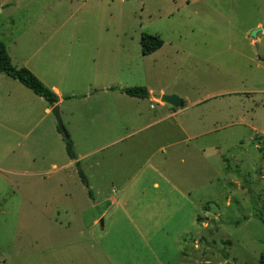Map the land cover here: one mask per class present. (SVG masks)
Returning a JSON list of instances; mask_svg holds the SVG:
<instances>
[{
	"label": "rangeland",
	"instance_id": "1",
	"mask_svg": "<svg viewBox=\"0 0 264 264\" xmlns=\"http://www.w3.org/2000/svg\"><path fill=\"white\" fill-rule=\"evenodd\" d=\"M9 1L0 25L28 26L14 61L27 59L60 88L58 115L67 135L81 128L73 150L84 155L78 165L93 193L74 163L65 166L53 112L52 124H24V138L0 146V163L10 169L0 171V264H259L264 0ZM29 26H41L40 34L31 36ZM45 26L51 48L34 50ZM141 33L158 36L161 46L142 55ZM103 84L144 86L155 98L173 91L180 111L157 124L213 130L188 146L157 149L145 139V151L134 155L132 142L149 130L111 142L106 124L123 120L127 97L101 91ZM130 105L146 116L159 108L142 99Z\"/></svg>",
	"mask_w": 264,
	"mask_h": 264
},
{
	"label": "crops",
	"instance_id": "2",
	"mask_svg": "<svg viewBox=\"0 0 264 264\" xmlns=\"http://www.w3.org/2000/svg\"><path fill=\"white\" fill-rule=\"evenodd\" d=\"M18 1V0H16ZM34 0H24V2H31ZM9 0H0V13H2L3 8H7L10 4ZM16 3V2H15ZM14 3V6H15ZM17 5V4H16ZM35 13L30 18L35 17ZM37 17V16H36ZM38 18V17H37ZM36 18V19H37ZM9 22V19H7ZM31 28V26H29ZM28 26H17V25H9L5 23V25H0V41L3 43L6 53L9 57L10 64L14 68L21 67L18 64L15 63L14 58L17 57L19 54V49L27 46L26 42L21 40L24 39L27 36L26 30ZM31 36L35 37V33L37 35L40 34V30L42 29L41 26H33ZM50 31L51 28L44 27V33H47V35H44V39L41 43L35 44L33 43L34 50H37V48H41L42 46L48 47V49L51 48L50 43ZM30 37V36H29ZM23 46V47H22ZM38 46V47H37ZM157 50V49H156ZM155 51V50H154ZM153 51V52H154ZM152 53V52H151ZM100 51L98 50V55H100ZM95 61V58L92 59ZM14 62V63H13ZM27 62V59L24 58L23 64ZM27 69L36 76L47 88H49L52 92H54L57 96V101L53 104H48L41 96H38L34 94L30 89L19 83L17 80L12 79L8 76H6L4 73L0 72V146L8 145L13 142V139L16 137L24 138L25 134H22L20 132V128L24 126V124H33L35 120H38L36 124H40L41 122L45 121V124H52L51 119L49 118V113L52 111L53 106L56 104L58 106V111L60 109L61 105V96H60V88L58 85H56L54 82L46 81L40 75H37V73L30 69L28 66H26ZM46 72H49L48 70ZM50 73V72H49ZM48 73V74H49ZM101 78L100 76L94 75V79ZM103 79V78H102ZM116 87V86H115ZM112 86L107 87V85H100V90L103 92L110 91L109 93H119L116 95H125L127 98H122L124 103L123 108V114H121L120 110L119 113L121 114L123 120L120 121L119 124H106L108 129H112L113 134L116 135L115 139H113L111 142L114 141H122L126 138H129L133 135H139V132L143 130H149V132L143 134L142 136H139L136 142L134 143L135 146H133L132 151L133 154L136 155L138 152H144V143L145 139H147V142H154L157 144V149L164 148V145H192L190 142L195 141L198 137L201 135H206L211 133L213 130L212 127L205 129L203 132L199 130L200 124H157L162 119H167L170 116H176L177 113H179L180 110L174 108L170 104L166 102H162L159 100V96L161 94H170L173 91L165 92L163 89L159 91L158 97H153L152 92L150 89L147 88L148 95L147 97H135V96H129L122 92H120L118 89H111ZM119 88V87H118ZM72 91L70 92V96H72ZM95 91L93 92H86L85 94L78 97L79 99L87 98L92 95H94ZM111 99L114 100V102H119L120 98L119 96H110ZM180 97V96H179ZM181 98V97H180ZM184 98V97H183ZM137 99L146 100L149 102H155L158 105V109H156L155 113H151L150 115H144L142 112L141 106H131V102H136ZM150 107H152L151 104H149ZM38 118V119H37ZM145 120L147 123L143 124H137L141 123ZM35 124V123H34ZM46 130V128H44ZM79 132L73 131L71 134L68 131V135L71 138L72 144L75 145L76 140L80 141L82 139V132L81 128H78ZM40 134V133H38ZM37 134V135H38ZM173 134V141H168L169 136ZM145 137V138H142ZM165 143L163 144V141ZM169 142V143H168ZM22 143V142H21ZM142 145V146H141ZM3 146V147H4ZM136 147V148H135ZM136 149V150H135ZM123 150V148H122ZM135 150V152H134ZM151 152V150H150ZM16 161L22 160L25 156V154H16ZM84 155H76L77 161L80 157H83ZM74 163V160L68 158V162L65 166H70ZM2 163H0V171H9V168L2 167ZM171 183L176 187L177 183L175 181L170 180ZM168 182V183H169ZM157 183L153 182V186H156ZM124 187L120 188L123 189ZM108 201V200H107ZM112 203L116 202V199L110 198Z\"/></svg>",
	"mask_w": 264,
	"mask_h": 264
},
{
	"label": "trees",
	"instance_id": "3",
	"mask_svg": "<svg viewBox=\"0 0 264 264\" xmlns=\"http://www.w3.org/2000/svg\"><path fill=\"white\" fill-rule=\"evenodd\" d=\"M162 44L161 39L153 34L141 33L139 36V47L142 55H147L158 49ZM0 72L6 76L17 80L19 83L30 89L34 94L41 96L48 104H53L57 101V96L49 88H47L36 76H34L26 67L21 66L14 68L9 61L3 43L0 41ZM111 89H118L120 92L135 97H147L148 91L144 86H128V87H112ZM64 151L68 158L74 160V165L77 167V174L82 184L87 189V194L92 197V190L90 189L87 179L79 168L76 155L73 150V144L68 137L64 138ZM258 263L264 264V250L258 255Z\"/></svg>",
	"mask_w": 264,
	"mask_h": 264
},
{
	"label": "water",
	"instance_id": "4",
	"mask_svg": "<svg viewBox=\"0 0 264 264\" xmlns=\"http://www.w3.org/2000/svg\"><path fill=\"white\" fill-rule=\"evenodd\" d=\"M255 30L256 29H254V30H252L250 32L251 36L254 35ZM159 100L162 101V102H166V103L170 104L173 107H180L183 104L182 99L179 98L178 96H176L175 94H161L160 97H159ZM52 112H53V115L55 117L57 126H58L61 134L63 135L64 138H66L67 134H66V132H65L63 126H62V123L60 121V118H59V115H58V106L56 104L53 106Z\"/></svg>",
	"mask_w": 264,
	"mask_h": 264
}]
</instances>
